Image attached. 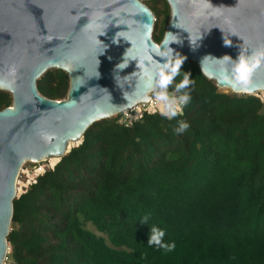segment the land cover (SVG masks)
Instances as JSON below:
<instances>
[{
    "label": "trees",
    "instance_id": "16d2710c",
    "mask_svg": "<svg viewBox=\"0 0 264 264\" xmlns=\"http://www.w3.org/2000/svg\"><path fill=\"white\" fill-rule=\"evenodd\" d=\"M144 3L160 42L168 3ZM186 73L194 83L183 116L95 121L13 199L12 264H264V100L218 88L185 60L170 91ZM68 88L60 69L37 80L50 99ZM11 101L0 90V109ZM181 120L190 127L175 134ZM153 225L171 252L148 245Z\"/></svg>",
    "mask_w": 264,
    "mask_h": 264
},
{
    "label": "water",
    "instance_id": "95a60500",
    "mask_svg": "<svg viewBox=\"0 0 264 264\" xmlns=\"http://www.w3.org/2000/svg\"><path fill=\"white\" fill-rule=\"evenodd\" d=\"M166 2L156 42L144 0H0V90L12 98L0 109V264L22 165L60 159L95 121L147 102L165 62L192 61L234 93L264 92V66L242 84L233 64L264 47V0ZM50 68L68 75L63 99L37 89Z\"/></svg>",
    "mask_w": 264,
    "mask_h": 264
},
{
    "label": "clouds",
    "instance_id": "9594fccd",
    "mask_svg": "<svg viewBox=\"0 0 264 264\" xmlns=\"http://www.w3.org/2000/svg\"><path fill=\"white\" fill-rule=\"evenodd\" d=\"M230 44V43H226ZM229 59L231 57L228 56ZM184 58H176L174 63H164V70L158 71L155 74L154 93L155 99L161 105L159 114L168 120H172L177 116L184 115V107L190 103L191 96L188 89L194 80L191 79L190 74L186 73L183 79L175 84L174 91H170L175 78L180 74ZM236 79L242 84H249L252 82L253 75L262 66H264V47L253 51L251 54L245 56L242 52L239 58L233 61ZM0 87H4L0 84ZM177 93H181L177 95ZM190 127L189 123L181 120L179 126L174 128L175 134H181ZM146 223L145 221H142ZM166 231L158 226L153 225L150 232L148 245H156L165 252H171L175 248V243L165 241Z\"/></svg>",
    "mask_w": 264,
    "mask_h": 264
},
{
    "label": "rangeland",
    "instance_id": "374dc122",
    "mask_svg": "<svg viewBox=\"0 0 264 264\" xmlns=\"http://www.w3.org/2000/svg\"><path fill=\"white\" fill-rule=\"evenodd\" d=\"M145 2L147 1H150V0H144ZM162 19V18H161ZM159 23H160V18L158 19ZM158 23V24H159ZM55 68H50L48 70H53ZM47 70V71H48ZM213 81V80H212ZM223 90H230L228 88H221ZM257 95H259L263 100H264V92H258ZM126 113H119L118 116H119V121L122 122V119L124 117H126L125 115ZM140 113H137L136 112V115ZM116 116V115H114ZM129 116V115H128ZM130 117V116H129ZM77 144L75 145H72L71 147L73 146H76ZM52 158H49V159H46V160H43L41 162H38V163H34V162H25L22 167H21V170L19 172V175L17 177V180H16V196L15 197H18L21 193H23L26 188L29 186L30 183L34 182V179L36 178V176L38 174H41L44 172V170L48 167V168H52L58 161H59V158L56 159L55 161L56 162H53ZM88 228L92 229L93 231H95L96 233H98L95 228L91 225H87ZM7 252H9V248L7 250ZM3 264H12L11 261L9 259H7V257L4 259V262Z\"/></svg>",
    "mask_w": 264,
    "mask_h": 264
},
{
    "label": "built area",
    "instance_id": "2783aa9c",
    "mask_svg": "<svg viewBox=\"0 0 264 264\" xmlns=\"http://www.w3.org/2000/svg\"><path fill=\"white\" fill-rule=\"evenodd\" d=\"M161 105L159 104V102L155 99V93L153 94L152 98L148 99L147 102L142 103V104H137L129 109H126L125 111H122L120 113H126V117H124L122 119V124L124 125H128L130 124L132 121L136 120L137 118H139L142 113L147 112V113H159V109H160ZM137 113H140L136 115ZM130 117H129V116Z\"/></svg>",
    "mask_w": 264,
    "mask_h": 264
},
{
    "label": "bare ground",
    "instance_id": "6f19581e",
    "mask_svg": "<svg viewBox=\"0 0 264 264\" xmlns=\"http://www.w3.org/2000/svg\"><path fill=\"white\" fill-rule=\"evenodd\" d=\"M122 111H125V110H122ZM122 111H121V112H122ZM78 143H79V142H78ZM75 144H76V143H72V144L70 145V147H71L72 145H75ZM50 158H52V157H50ZM48 159H49V158H48ZM56 159H58V157H54V158L52 159V161H53V162H56V161H55ZM16 192H17V190H16Z\"/></svg>",
    "mask_w": 264,
    "mask_h": 264
}]
</instances>
